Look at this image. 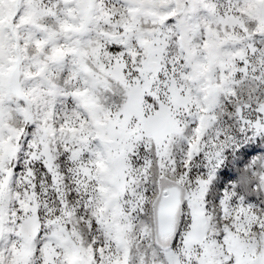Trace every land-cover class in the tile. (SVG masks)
Instances as JSON below:
<instances>
[{
    "label": "snow or ice",
    "instance_id": "snow-or-ice-1",
    "mask_svg": "<svg viewBox=\"0 0 264 264\" xmlns=\"http://www.w3.org/2000/svg\"><path fill=\"white\" fill-rule=\"evenodd\" d=\"M0 264H264V0H0Z\"/></svg>",
    "mask_w": 264,
    "mask_h": 264
}]
</instances>
